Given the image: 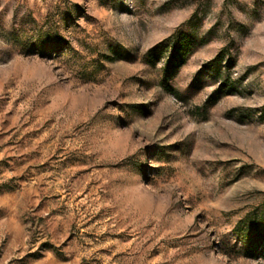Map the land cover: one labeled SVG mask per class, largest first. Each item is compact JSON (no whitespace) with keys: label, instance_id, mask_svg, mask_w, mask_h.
<instances>
[{"label":"rangeland","instance_id":"obj_1","mask_svg":"<svg viewBox=\"0 0 264 264\" xmlns=\"http://www.w3.org/2000/svg\"><path fill=\"white\" fill-rule=\"evenodd\" d=\"M0 264H264V0H0Z\"/></svg>","mask_w":264,"mask_h":264},{"label":"trees","instance_id":"obj_2","mask_svg":"<svg viewBox=\"0 0 264 264\" xmlns=\"http://www.w3.org/2000/svg\"><path fill=\"white\" fill-rule=\"evenodd\" d=\"M178 46H180V45L176 44V46L174 47V49H175L174 52H175V53H177V52L180 51V50H183L182 47H178ZM180 53H181V51H180ZM181 54H182V53H181ZM180 60H181V59H180ZM181 62H182V61H179L177 64H181Z\"/></svg>","mask_w":264,"mask_h":264}]
</instances>
